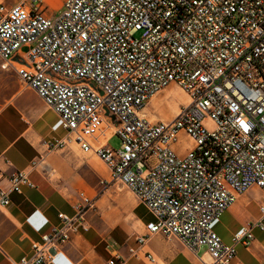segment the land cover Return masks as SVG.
<instances>
[{
    "label": "built area",
    "instance_id": "built-area-1",
    "mask_svg": "<svg viewBox=\"0 0 264 264\" xmlns=\"http://www.w3.org/2000/svg\"><path fill=\"white\" fill-rule=\"evenodd\" d=\"M43 4L0 5V60L59 116L67 135L49 150L74 142L146 208L151 220L132 257L163 236L231 264L252 228L264 230V197L258 220L231 244L213 230L240 196L264 194V0H64L51 16ZM172 85L188 104L172 119H149L145 107ZM115 136L118 149L109 145ZM39 164L0 186V209L34 188L29 176ZM94 207L79 192L76 215L59 214L60 225L18 264H54L74 234L90 230L85 216Z\"/></svg>",
    "mask_w": 264,
    "mask_h": 264
},
{
    "label": "crops",
    "instance_id": "crops-1",
    "mask_svg": "<svg viewBox=\"0 0 264 264\" xmlns=\"http://www.w3.org/2000/svg\"><path fill=\"white\" fill-rule=\"evenodd\" d=\"M0 71L11 81L0 105V186L8 188L12 173L25 170L33 162L40 163L29 176L34 188H24L20 195L12 194L11 204L0 209V264H18L31 254L34 242L60 225L59 214L76 215L80 191L75 192L78 185L72 165L77 159V146L49 150L50 143L67 135L59 116L25 86L15 71L1 69V60ZM250 192L240 196L213 224V230L226 244H231L234 236L242 234L259 218L258 205L255 216L248 212ZM257 194H261L260 199L264 197L262 192ZM85 217L90 230L74 234L54 264H108L115 257L129 264H212L205 250L196 256L178 241L163 236L150 238L141 248L139 258H134L129 251L138 248L136 236L140 234L131 236L113 228L111 236L104 235L93 226L90 210ZM251 235L248 244L236 247L231 264H264V230L253 227ZM147 253L153 256L154 263L146 259Z\"/></svg>",
    "mask_w": 264,
    "mask_h": 264
},
{
    "label": "rangeland",
    "instance_id": "rangeland-1",
    "mask_svg": "<svg viewBox=\"0 0 264 264\" xmlns=\"http://www.w3.org/2000/svg\"><path fill=\"white\" fill-rule=\"evenodd\" d=\"M16 1L0 0V5H12ZM43 3L44 11L51 16L62 10L64 0H43ZM141 36L142 33H138L135 38L140 39ZM4 75L6 74L0 71V105L7 96L8 83L11 82L9 79H5ZM186 101V93L178 86L172 85L148 103L144 114L147 117L172 119L177 114L180 104L186 103ZM186 142L189 144L188 140ZM109 145L118 149L121 146V141L115 136L109 141ZM74 150L77 159L73 162L72 173L74 182L78 185L75 192L83 191L95 199V207L90 210L93 226L101 230L104 235H110L113 228H117L122 234L131 236L143 233V223L151 220L146 208L126 186L111 181L109 170L97 157L82 154L78 147ZM256 192L260 193L261 191L253 189L249 193L248 212L253 216L257 214V205L261 196ZM226 225L224 224L225 228Z\"/></svg>",
    "mask_w": 264,
    "mask_h": 264
},
{
    "label": "bare ground",
    "instance_id": "bare-ground-1",
    "mask_svg": "<svg viewBox=\"0 0 264 264\" xmlns=\"http://www.w3.org/2000/svg\"><path fill=\"white\" fill-rule=\"evenodd\" d=\"M183 105H186V104H188V98H187V101H186V103H182ZM181 105V104H180ZM178 111H179V109H178ZM178 111H177V113H178ZM149 119H151V120H156L157 119V117H152V116H150V117H148ZM70 145H75V146H77L74 142H70L69 143V146ZM208 258V257H207Z\"/></svg>",
    "mask_w": 264,
    "mask_h": 264
}]
</instances>
